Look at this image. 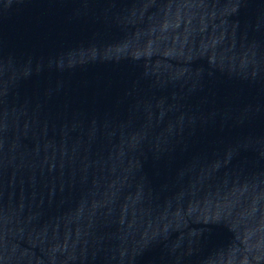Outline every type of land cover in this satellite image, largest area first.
I'll list each match as a JSON object with an SVG mask.
<instances>
[{"label":"water","instance_id":"obj_1","mask_svg":"<svg viewBox=\"0 0 264 264\" xmlns=\"http://www.w3.org/2000/svg\"><path fill=\"white\" fill-rule=\"evenodd\" d=\"M0 264H264V0H0Z\"/></svg>","mask_w":264,"mask_h":264}]
</instances>
